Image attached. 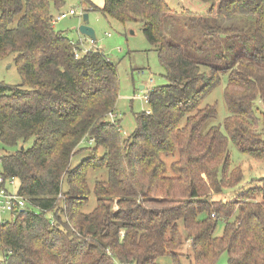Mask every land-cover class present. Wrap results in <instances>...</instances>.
<instances>
[{
  "label": "trees",
  "instance_id": "trees-1",
  "mask_svg": "<svg viewBox=\"0 0 264 264\" xmlns=\"http://www.w3.org/2000/svg\"><path fill=\"white\" fill-rule=\"evenodd\" d=\"M202 1L217 17L197 24L166 0L79 1L83 13L140 24L163 70L166 83L147 91L148 109L122 136L113 114L117 67L98 48L74 56L73 41L53 23L65 0H0V59L13 53L21 77L0 82V141L15 148L0 156V168L28 202L0 224V264H161L163 257L181 264L178 220L191 264H215L223 252L226 264H264V176L230 199H213L243 179L229 140L264 163L255 112L256 101L264 106V0ZM181 31L190 49L214 52L219 64L209 58L202 71ZM221 71L227 135L218 126L202 133L216 115L203 102ZM85 150L91 155L71 167ZM90 170L106 178L91 187ZM91 194L96 204L86 211Z\"/></svg>",
  "mask_w": 264,
  "mask_h": 264
},
{
  "label": "rangeland",
  "instance_id": "rangeland-1",
  "mask_svg": "<svg viewBox=\"0 0 264 264\" xmlns=\"http://www.w3.org/2000/svg\"><path fill=\"white\" fill-rule=\"evenodd\" d=\"M80 0H65V4L59 11L53 10V20L55 30L63 31L69 40L78 43L81 50L98 48L107 57L115 63L118 72V95L115 103V118L119 121V130L122 136L131 133L136 125L134 114L148 109L145 95L147 91L158 85L165 84V79L161 76L163 70L158 62L157 53L148 43L141 31L138 23H120L109 16L102 15L99 11H88V25L94 30L95 41H91L88 37L79 33L78 27L82 24L80 12L83 8L79 4ZM92 3L101 6L103 0H89ZM168 5L178 15L191 17L196 19L195 24L201 19L208 17L216 18L217 14H210L209 4L202 0H166ZM69 9L76 11L75 15H70L65 18L56 19L60 12H67ZM220 19L218 20V22ZM194 23V22H193ZM179 32L180 39L185 41L186 55L198 61L201 64V70L207 71L209 65L204 62L209 60L214 52L192 50L188 46L189 34ZM218 38H222L218 36ZM79 41V42H78ZM81 41V42H80ZM172 41V40H171ZM195 42V41H194ZM201 42V41H200ZM195 44V43H194ZM199 46V43H198ZM216 52V51H215ZM211 53V55H210ZM14 54H10L0 59V82L15 85L21 83V77L17 72L14 62ZM211 64H219L216 60L210 58ZM210 64V65H211ZM225 64V63H224ZM223 64V65H224ZM220 84L212 88L203 104H214L216 107V115L204 122L201 127V132L205 133L210 127L218 126L224 135L227 132L224 128V119L229 115L223 91L227 80V73L220 72ZM256 115L260 121L259 130L264 138V106L261 102H255ZM229 156L232 165H239L243 171V179L235 188L224 190L223 193L213 196V199H230L239 191H243L253 185V179L264 176V163L253 160L247 155L241 153L238 148L229 140L228 144ZM15 151V148L4 147L0 141V156L9 154ZM91 155L89 150L82 151L74 155L71 159L70 166L78 165L84 158ZM174 157H164L167 166L171 163ZM105 170H90L88 174V182L93 186L94 179H105ZM96 204L94 194L89 197V202L86 206V211L92 210ZM224 222L220 220L216 228V235H221ZM179 233L182 243L176 250L181 264H191L192 255L189 247V240L186 239V233L183 229L182 220H178ZM161 264H169L168 257L159 258ZM227 255L223 252L215 264H226Z\"/></svg>",
  "mask_w": 264,
  "mask_h": 264
},
{
  "label": "built area",
  "instance_id": "built-area-1",
  "mask_svg": "<svg viewBox=\"0 0 264 264\" xmlns=\"http://www.w3.org/2000/svg\"><path fill=\"white\" fill-rule=\"evenodd\" d=\"M74 9H69L67 12H60L56 19L65 18L70 15H75ZM83 11L80 12L82 17ZM54 23V20H53ZM73 43L74 56L76 58L81 57L88 49L81 50L79 44ZM146 99V95H145ZM110 118L113 120L114 115L110 114ZM27 198L16 193L15 180L13 178H6L0 168V224H3L5 220L15 211L24 210L27 206Z\"/></svg>",
  "mask_w": 264,
  "mask_h": 264
},
{
  "label": "water",
  "instance_id": "water-1",
  "mask_svg": "<svg viewBox=\"0 0 264 264\" xmlns=\"http://www.w3.org/2000/svg\"><path fill=\"white\" fill-rule=\"evenodd\" d=\"M78 31L81 35L88 37L91 41L95 40L94 30L88 25V13H83L82 24L79 25ZM23 149V147H21Z\"/></svg>",
  "mask_w": 264,
  "mask_h": 264
},
{
  "label": "crops",
  "instance_id": "crops-1",
  "mask_svg": "<svg viewBox=\"0 0 264 264\" xmlns=\"http://www.w3.org/2000/svg\"><path fill=\"white\" fill-rule=\"evenodd\" d=\"M81 42V41H80Z\"/></svg>",
  "mask_w": 264,
  "mask_h": 264
}]
</instances>
